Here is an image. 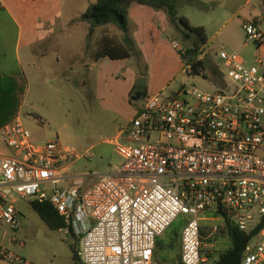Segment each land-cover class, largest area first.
<instances>
[{
	"label": "built area",
	"instance_id": "obj_1",
	"mask_svg": "<svg viewBox=\"0 0 264 264\" xmlns=\"http://www.w3.org/2000/svg\"><path fill=\"white\" fill-rule=\"evenodd\" d=\"M242 29L247 43L264 49L257 22ZM216 56L222 85L204 70L194 76L188 61L186 74L213 91L183 85L148 96L112 141L119 165L89 189L69 184L73 154L59 139L37 144L18 119L4 127L0 141L12 154L0 151V260L32 264L2 243L22 226L23 201L51 205L63 231L80 238L83 264H162L157 243L180 216L181 264H213L206 215L222 222L206 240L229 238V227L253 234L240 264H264V56L250 63L227 48Z\"/></svg>",
	"mask_w": 264,
	"mask_h": 264
},
{
	"label": "rangeland",
	"instance_id": "obj_2",
	"mask_svg": "<svg viewBox=\"0 0 264 264\" xmlns=\"http://www.w3.org/2000/svg\"><path fill=\"white\" fill-rule=\"evenodd\" d=\"M244 1L177 0L179 16L192 27L205 29L213 65L218 63V51L225 47L235 51L239 42L245 40L235 14ZM27 3L29 21L32 20L30 0ZM96 3L97 0H34L38 41L29 48L24 27L18 53V26L6 16L0 20V71L4 74L20 71L29 81V94L20 110L24 127L37 144L59 139L64 148L70 149L71 183L79 180L84 186L119 165L120 158L110 141L131 123L143 106L146 98L137 99V93H146L148 97L167 87L176 90L183 85L213 91L210 82L186 74L189 61L186 53L192 42L183 37L168 13L135 4L129 12V34L108 25L95 29L90 37L91 28L82 21V16ZM104 37L126 46L127 38L130 39L131 57L95 62L94 54ZM249 62L253 61L249 59ZM3 146L5 153L11 155V150ZM19 209L23 220L15 239L25 243V247L7 244L8 248L32 264H83L80 259H74L80 246L78 236L67 237L66 231L51 230L29 202L22 201ZM205 218L204 249L211 261L218 260L232 247V242L229 238L206 240L210 227L222 222L210 215ZM185 223L186 218L180 216L159 238L157 260L180 264L178 253L170 243Z\"/></svg>",
	"mask_w": 264,
	"mask_h": 264
},
{
	"label": "trees",
	"instance_id": "obj_3",
	"mask_svg": "<svg viewBox=\"0 0 264 264\" xmlns=\"http://www.w3.org/2000/svg\"><path fill=\"white\" fill-rule=\"evenodd\" d=\"M141 5L156 10H162L169 14L171 22L183 33V37L192 42V47L187 51L186 56L189 62L193 63V74L199 76L202 70L206 71L204 78H209L216 84L222 85V77L218 69H207L203 61H198L202 54L201 48L207 43V35L202 27H192L187 19L179 16L177 0H97V3L88 9L82 16V21L90 26V37L94 30L99 27L113 25L124 34L130 32L129 12L133 5ZM181 24L180 25L178 24ZM128 46L115 42L106 37L102 40L100 47L94 54L93 59L123 60L131 57L132 41L127 38ZM28 90V81L24 73L20 71L11 74H0V131L7 125L15 122L20 116V110L25 102ZM137 99L147 98L146 93H137ZM34 211L41 220L53 231H61L66 227L54 209L48 203H32ZM253 234L238 231L229 227V238L232 247L222 253L219 259L213 264H240L247 245ZM171 248L178 253L180 261V233H175L170 243ZM160 243L158 241L155 250V258L159 256ZM78 251L75 250L74 259L79 260ZM157 259V258H156ZM159 260V259H158ZM160 261V260H159ZM161 262V261H160ZM162 264H165L161 262ZM181 264V261H180Z\"/></svg>",
	"mask_w": 264,
	"mask_h": 264
},
{
	"label": "crops",
	"instance_id": "obj_4",
	"mask_svg": "<svg viewBox=\"0 0 264 264\" xmlns=\"http://www.w3.org/2000/svg\"><path fill=\"white\" fill-rule=\"evenodd\" d=\"M27 2H28V0H1V2H0V20L1 21L3 19L5 20V16L9 17L11 20L14 21V23L19 28L18 39H17V53H18V48H20V46L22 45L23 39H24V34H23L24 27L27 28L26 29L27 30L26 44H28L29 48H32L37 44L38 36H39V33H38L39 29L36 26L37 23L35 21L37 18V12L34 8V0H30V7L31 8H29V9H30L31 14H32V18H31L32 20H29V21L27 19V15H26V10L28 9V3ZM17 8H18V10H17ZM235 14L237 15L236 17H238L237 21L239 22V25L241 26V28H242L244 23L249 22V21H255L260 26V29L264 32V5L262 3V0H245L244 3L236 10ZM48 36H50V34H48ZM104 38H106V37H104ZM4 43L6 44V41ZM251 44L252 43H247L246 38H245V40L242 39L239 42V45L237 47H235L237 49L235 51L240 52L241 55L248 62H249V59L254 62L258 57L264 56V49H262V48L258 49L254 44H252V45ZM206 47L209 48L207 46V43L204 46H202L201 51L203 54H205L207 57L210 58V59L208 58L209 60H211V57L208 54V52L211 51L212 48L210 47L207 50ZM225 48H227V47H225ZM227 49H229V48H227ZM230 50H232V49H230ZM217 53H216V55H217ZM18 62H20V61L18 60ZM95 62H97V61H95ZM13 72H15V71H13ZM13 72H11V73H13ZM0 74L6 75L2 71H0ZM28 83H29V81H28ZM178 89H176V90H178ZM29 90L30 89H29V84H28V90H27L26 98L29 94ZM176 90H172L171 87H167V88L161 90L160 92H162V91H176ZM160 92H158V93H160ZM26 98H25V102H26ZM18 120L23 124V117L21 115V112H20V116H19ZM119 134H120V132H119ZM112 141L113 140L110 141L111 144H112ZM3 149H4L3 143L0 141V151H3L5 153L6 151H4ZM79 182L83 185L82 189H89V188L93 187L98 182V180L93 182L92 184H89L88 186H84L85 183L83 181H79ZM69 184H72V183L70 182ZM18 231L15 234L13 232H10V233L8 232V235L2 240V243L5 246H7V244L12 245V243H11L12 239H15V237H16L15 235L18 233ZM70 236H72V235L67 234V237H70ZM79 248H80V246H79ZM0 264H9V263L0 260Z\"/></svg>",
	"mask_w": 264,
	"mask_h": 264
},
{
	"label": "water",
	"instance_id": "obj_5",
	"mask_svg": "<svg viewBox=\"0 0 264 264\" xmlns=\"http://www.w3.org/2000/svg\"><path fill=\"white\" fill-rule=\"evenodd\" d=\"M204 63H205V65H206V68H207V69H211V68H212V64L210 63V60H209L208 58H206V59L204 60Z\"/></svg>",
	"mask_w": 264,
	"mask_h": 264
},
{
	"label": "flooded vegetation",
	"instance_id": "obj_6",
	"mask_svg": "<svg viewBox=\"0 0 264 264\" xmlns=\"http://www.w3.org/2000/svg\"><path fill=\"white\" fill-rule=\"evenodd\" d=\"M213 67H216V65H214Z\"/></svg>",
	"mask_w": 264,
	"mask_h": 264
}]
</instances>
